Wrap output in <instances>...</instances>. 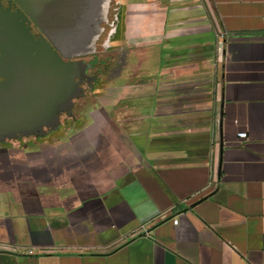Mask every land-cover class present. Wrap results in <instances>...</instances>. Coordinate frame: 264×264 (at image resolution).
Segmentation results:
<instances>
[{
	"label": "crops",
	"instance_id": "0c3cea01",
	"mask_svg": "<svg viewBox=\"0 0 264 264\" xmlns=\"http://www.w3.org/2000/svg\"><path fill=\"white\" fill-rule=\"evenodd\" d=\"M138 2L88 152L0 156V264H264V0Z\"/></svg>",
	"mask_w": 264,
	"mask_h": 264
},
{
	"label": "flooded vegetation",
	"instance_id": "af4514ba",
	"mask_svg": "<svg viewBox=\"0 0 264 264\" xmlns=\"http://www.w3.org/2000/svg\"><path fill=\"white\" fill-rule=\"evenodd\" d=\"M0 3L11 12L9 22L14 26L22 23L31 33L33 41L38 40L40 36L46 37L35 16L24 10L17 0H0ZM121 6L122 0H111L107 20L100 22L102 30L92 51L83 55L62 57L64 60L82 59L84 70L71 76L66 89L68 96L51 117L47 115L44 67L40 65L39 84H33L35 75L32 76V72L26 69V60L21 57L10 59L5 70L3 58L0 57V81L6 78L9 81V108L18 112V117L25 115L26 110L35 116L34 121L16 126L20 129L15 127V131L0 141L1 157L5 154L23 153L28 157L47 155L48 158L64 159V162H67V159L79 153L80 148H84V153L88 152V134L104 117L110 94L117 88L115 78L121 73L128 49L134 45L132 42L123 44L121 39H118L124 36L126 30ZM118 32L120 36H117ZM11 36L12 34H9L10 38ZM4 72H8L7 77ZM80 99L83 100L81 106Z\"/></svg>",
	"mask_w": 264,
	"mask_h": 264
},
{
	"label": "water",
	"instance_id": "95a60500",
	"mask_svg": "<svg viewBox=\"0 0 264 264\" xmlns=\"http://www.w3.org/2000/svg\"><path fill=\"white\" fill-rule=\"evenodd\" d=\"M17 1L24 10L35 16L47 38L40 36L33 41L31 33L22 23L14 26L9 22L11 12L0 3V57L3 58L5 70L10 59L21 57L26 60V69L32 72V76L35 75L33 84H39L40 65L44 67L47 115L51 117L68 96L66 89L71 76L84 70L82 59L64 60L62 57L83 55L95 48V40L102 30L100 22L107 20L111 0ZM144 5L138 0H122L121 10L124 16L127 13H144ZM9 34H12L11 38ZM117 36H120L119 32ZM118 39L122 41L123 36ZM3 74L7 77L8 72ZM0 83V141H3L6 135L15 131L16 126L34 121L35 116L26 110L24 117H18V112L11 110L7 104L8 79Z\"/></svg>",
	"mask_w": 264,
	"mask_h": 264
},
{
	"label": "built area",
	"instance_id": "2783aa9c",
	"mask_svg": "<svg viewBox=\"0 0 264 264\" xmlns=\"http://www.w3.org/2000/svg\"><path fill=\"white\" fill-rule=\"evenodd\" d=\"M238 135L240 137H245V131H239ZM177 221H178V218L177 217H173L172 222L173 223H177ZM3 248L4 249H8V248H12V247H10L9 245H6L4 243H0V249H3ZM40 251L43 252V251H47V250L46 249H40ZM29 252H33L32 249H29Z\"/></svg>",
	"mask_w": 264,
	"mask_h": 264
},
{
	"label": "rangeland",
	"instance_id": "374dc122",
	"mask_svg": "<svg viewBox=\"0 0 264 264\" xmlns=\"http://www.w3.org/2000/svg\"><path fill=\"white\" fill-rule=\"evenodd\" d=\"M102 55H104V54H102ZM117 89V88H116ZM115 89V91L117 92V90ZM83 103V100H79V106H81V104ZM101 122H102V125H103V123L106 121V116H104L101 120H100ZM87 153V152H86ZM83 154H84V152H83ZM83 154H81V155H83Z\"/></svg>",
	"mask_w": 264,
	"mask_h": 264
}]
</instances>
